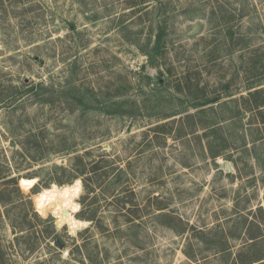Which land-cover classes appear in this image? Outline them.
Masks as SVG:
<instances>
[{"label": "rangeland", "instance_id": "1", "mask_svg": "<svg viewBox=\"0 0 264 264\" xmlns=\"http://www.w3.org/2000/svg\"><path fill=\"white\" fill-rule=\"evenodd\" d=\"M253 87L264 0H0V264L263 263ZM77 177L73 238L32 201Z\"/></svg>", "mask_w": 264, "mask_h": 264}, {"label": "clouds", "instance_id": "2", "mask_svg": "<svg viewBox=\"0 0 264 264\" xmlns=\"http://www.w3.org/2000/svg\"><path fill=\"white\" fill-rule=\"evenodd\" d=\"M83 177H77L70 183L58 184L52 182L47 188L41 186L38 193L33 194L34 211L42 218L47 219L51 215L54 228L57 232L67 229V234L73 238L78 233L88 227L86 222L77 218V213L81 211L80 198L85 194L86 189ZM41 177L21 179L19 187L22 192L29 193L33 187L40 184ZM67 249L62 252V258L70 260Z\"/></svg>", "mask_w": 264, "mask_h": 264}, {"label": "trees", "instance_id": "3", "mask_svg": "<svg viewBox=\"0 0 264 264\" xmlns=\"http://www.w3.org/2000/svg\"><path fill=\"white\" fill-rule=\"evenodd\" d=\"M125 102L124 101H120L118 104L116 105H123ZM218 103L217 99H212V100H207L205 102H201V103H196L194 104V109H201V110H197V115L199 114H204L206 112V109H213V104ZM219 108H221V106H223L224 104H219ZM203 107H207V108H203ZM261 110H264V88L261 89H256L255 87L253 88H247L246 89V95H241L239 98V113L240 111L243 112H260ZM219 123H216L215 125H218ZM262 125L264 127V122H262ZM201 127V128H200ZM195 128H200V130H205L206 127L203 126H196ZM194 132H191V134H193ZM255 140H252V143H254ZM257 141V140H256ZM245 145V143H244ZM264 260V259H262ZM260 260V261H262ZM253 264V263H251ZM261 264H264L261 263Z\"/></svg>", "mask_w": 264, "mask_h": 264}, {"label": "water", "instance_id": "4", "mask_svg": "<svg viewBox=\"0 0 264 264\" xmlns=\"http://www.w3.org/2000/svg\"><path fill=\"white\" fill-rule=\"evenodd\" d=\"M222 167H225L226 169H229V168H230V167H229V164L222 165ZM55 246L61 248V247H62V244L59 243V242H55Z\"/></svg>", "mask_w": 264, "mask_h": 264}]
</instances>
